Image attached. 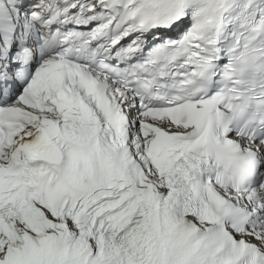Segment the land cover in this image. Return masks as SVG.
<instances>
[{
    "label": "snow or ice",
    "instance_id": "1",
    "mask_svg": "<svg viewBox=\"0 0 264 264\" xmlns=\"http://www.w3.org/2000/svg\"><path fill=\"white\" fill-rule=\"evenodd\" d=\"M0 264H264V0H0Z\"/></svg>",
    "mask_w": 264,
    "mask_h": 264
}]
</instances>
